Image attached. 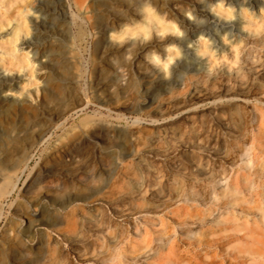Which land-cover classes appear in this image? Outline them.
<instances>
[{"label":"rangeland","instance_id":"obj_1","mask_svg":"<svg viewBox=\"0 0 264 264\" xmlns=\"http://www.w3.org/2000/svg\"><path fill=\"white\" fill-rule=\"evenodd\" d=\"M32 1L15 0L8 13ZM103 1L68 0V36L48 45L65 50L75 77L61 81L65 104L53 101L51 114L8 131H28L23 149L2 140L14 162L0 178V264H229L244 241L264 237V13L241 14L223 54L200 43L203 67L149 98L144 53L159 45L139 49L128 64L124 49L102 52ZM118 2L114 27L136 15ZM153 3L170 19L186 8V0ZM114 56L127 70L115 92L100 82L113 76ZM22 60L5 65L33 73ZM41 83L29 77L18 89ZM37 200L55 217L39 246V233L25 232ZM242 231L247 239L225 243Z\"/></svg>","mask_w":264,"mask_h":264},{"label":"bare ground","instance_id":"obj_2","mask_svg":"<svg viewBox=\"0 0 264 264\" xmlns=\"http://www.w3.org/2000/svg\"><path fill=\"white\" fill-rule=\"evenodd\" d=\"M14 1L0 0V178L2 170L8 165H13L14 162V160L9 159L11 154L9 150H6L7 146L2 140H5L10 146L23 149L21 143L23 138L25 137L26 140L31 139L28 131L24 133L23 137H19L17 133L9 137L6 135L8 131L17 130L19 127L33 122L36 123V119L39 116L45 117L47 114H51L49 106L53 101L61 104L64 102L65 104L67 98L66 94H64L61 81L71 76L68 75L67 69L69 64L65 57V50L60 48L58 50L47 51L49 44L56 42L62 45V39L68 36L70 24L68 0H34L26 2L15 10V14L10 15L8 8L12 5L11 2ZM72 1L74 5H77V0ZM118 1L127 7L125 11L132 10L129 2H124L123 0H104L101 2L104 7L97 13L102 31L99 37L103 43L102 52L115 49L108 44V34L110 29L114 27L116 20L120 18L119 13L114 9L115 4L119 3ZM159 2L162 5H167L168 0H159ZM216 2L217 0H204L203 3L200 0H186L184 13L179 11L174 12L175 20L185 29L186 36L182 40L169 37L168 41L179 43L184 48L186 58L178 61L177 65L174 66L172 70L173 75L170 80L156 78V76H153V73L146 74V76L150 77L148 86L145 87V92L148 93L149 98H154L161 88H170L174 82L179 81L181 74L186 70L203 67V58L196 55L194 47H188V44L195 42L201 34L212 41V53L223 54L227 46V43L223 40V36L226 34L225 38L229 39V44L234 42L237 36L236 32L240 30L241 14L245 13L247 9L251 10L252 14H256L254 13L255 10L261 12L262 15L264 13V0H225V6L231 9L234 19L230 21L223 20L211 13L207 7L208 4ZM190 10H194L195 15L198 18H202L204 22L197 23L189 20L185 14ZM205 42L206 40H202L199 43L205 46ZM13 59L17 62L24 59L22 61L26 67H32L33 73L12 72L10 67L5 64L6 62H8V65L12 64ZM102 71V69L99 70L100 73ZM115 72L116 70L114 69ZM117 75L115 74L108 79L111 80V83H107L108 80H101L100 82L103 85L101 88L108 89L106 88L107 85H111V87L117 85V88L122 90V86L117 84ZM29 77L40 80L42 82L41 85L35 86L29 91L20 92L18 87L23 86L22 83L27 81ZM70 78L72 80L75 79L73 76ZM41 106L43 108L39 109ZM38 134H41L40 129ZM234 184L232 183V185ZM236 185L234 190H231L236 191V187H239V184ZM69 201L70 197L66 196L64 200H59L57 203L62 207ZM33 205L38 210L33 213L34 218L28 221L25 232L29 235L31 232L37 231L40 236L36 243L39 246L43 239L41 234H43L44 225L46 222L54 220L55 217L52 218L53 214L52 216L49 215L48 209L50 207H45L40 201H35ZM46 212L48 216H46ZM261 214L264 219V208ZM246 236L248 235L246 234ZM246 236L244 235V231L241 233H230L225 235V243L232 241L240 242L243 239H247ZM262 238L264 237H260V240L256 242L257 244L254 243L255 245L247 244L248 239L244 241L242 243L243 247L238 248L237 254L233 253L234 260L231 262V259H229V264H264V240H261ZM214 241L215 239H210L206 243L210 245ZM239 245L241 246V244ZM210 262H213V259Z\"/></svg>","mask_w":264,"mask_h":264},{"label":"clouds","instance_id":"obj_3","mask_svg":"<svg viewBox=\"0 0 264 264\" xmlns=\"http://www.w3.org/2000/svg\"><path fill=\"white\" fill-rule=\"evenodd\" d=\"M201 3L204 0H200ZM129 4L134 6L135 16L127 17L119 26L110 29L108 34V44L116 49H124L122 57L123 63H131L139 49L152 44L155 41L159 47H152L144 53V61L150 66L149 74L153 72L156 78L170 80L173 75V68L178 61L186 58L184 48L177 42H166L169 37L182 40L186 36V31L181 24L170 19L166 13L158 10L153 0H129ZM209 11L223 20H233L231 9L226 8L225 0H217L216 3L207 5ZM186 17L194 22L203 23L202 18L195 15L194 10L188 11ZM226 34L223 36L225 39ZM206 40L209 52L213 50L212 41L201 34L195 42L189 43V48H195L196 55L205 57L200 41ZM116 70L117 84L123 86L127 81V70L121 63V57L114 56L110 61ZM211 74V73H210ZM113 85L112 91H116Z\"/></svg>","mask_w":264,"mask_h":264}]
</instances>
